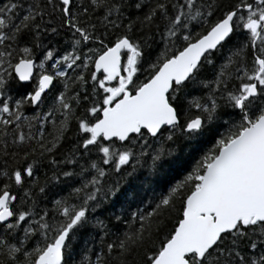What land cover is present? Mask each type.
<instances>
[{
  "label": "snow or ice",
  "instance_id": "6c2138e0",
  "mask_svg": "<svg viewBox=\"0 0 264 264\" xmlns=\"http://www.w3.org/2000/svg\"><path fill=\"white\" fill-rule=\"evenodd\" d=\"M0 264H264V0H0Z\"/></svg>",
  "mask_w": 264,
  "mask_h": 264
},
{
  "label": "trees",
  "instance_id": "16d2710c",
  "mask_svg": "<svg viewBox=\"0 0 264 264\" xmlns=\"http://www.w3.org/2000/svg\"><path fill=\"white\" fill-rule=\"evenodd\" d=\"M212 138L213 133L206 131L205 135L196 141H182L181 151L165 162L161 173L149 178L150 184L148 187L140 183L146 175L144 169L138 172L135 181H129V183L121 182V191L124 193L121 201L123 202L126 199L131 204V210H135L137 206L144 207V205L140 204V201L144 200L146 202L153 195L166 190L170 182L181 178L184 172L190 168L194 158H198L201 151L210 146ZM42 171H46V169H42ZM117 208H119V204Z\"/></svg>",
  "mask_w": 264,
  "mask_h": 264
}]
</instances>
